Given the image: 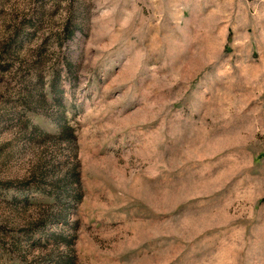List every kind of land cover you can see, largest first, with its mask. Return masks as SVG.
I'll use <instances>...</instances> for the list:
<instances>
[{"label": "rangeland", "instance_id": "obj_1", "mask_svg": "<svg viewBox=\"0 0 264 264\" xmlns=\"http://www.w3.org/2000/svg\"><path fill=\"white\" fill-rule=\"evenodd\" d=\"M0 264H264V0H0Z\"/></svg>", "mask_w": 264, "mask_h": 264}, {"label": "trees", "instance_id": "obj_2", "mask_svg": "<svg viewBox=\"0 0 264 264\" xmlns=\"http://www.w3.org/2000/svg\"><path fill=\"white\" fill-rule=\"evenodd\" d=\"M10 46H11V45H10V44H8V48H9V49H10ZM67 131H68V130H67V129H65V128L63 127V132H64V134H66V133H67Z\"/></svg>", "mask_w": 264, "mask_h": 264}]
</instances>
